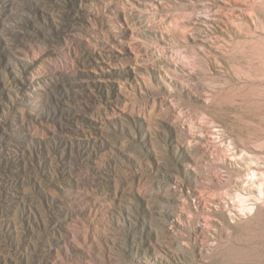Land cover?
Here are the masks:
<instances>
[{
	"label": "rangeland",
	"instance_id": "1",
	"mask_svg": "<svg viewBox=\"0 0 264 264\" xmlns=\"http://www.w3.org/2000/svg\"><path fill=\"white\" fill-rule=\"evenodd\" d=\"M0 264H264V0H0Z\"/></svg>",
	"mask_w": 264,
	"mask_h": 264
},
{
	"label": "bare ground",
	"instance_id": "2",
	"mask_svg": "<svg viewBox=\"0 0 264 264\" xmlns=\"http://www.w3.org/2000/svg\"><path fill=\"white\" fill-rule=\"evenodd\" d=\"M238 255H239V258H241L243 261L247 262L248 256H247V252L245 250L239 251Z\"/></svg>",
	"mask_w": 264,
	"mask_h": 264
}]
</instances>
